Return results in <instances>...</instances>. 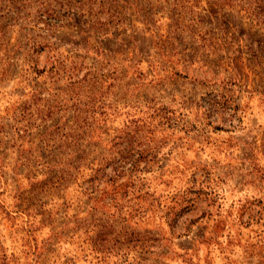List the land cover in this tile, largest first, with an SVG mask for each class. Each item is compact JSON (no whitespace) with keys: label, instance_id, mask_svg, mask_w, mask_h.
<instances>
[{"label":"rangeland","instance_id":"374dc122","mask_svg":"<svg viewBox=\"0 0 264 264\" xmlns=\"http://www.w3.org/2000/svg\"><path fill=\"white\" fill-rule=\"evenodd\" d=\"M0 264H264V0H0Z\"/></svg>","mask_w":264,"mask_h":264},{"label":"trees","instance_id":"16d2710c","mask_svg":"<svg viewBox=\"0 0 264 264\" xmlns=\"http://www.w3.org/2000/svg\"><path fill=\"white\" fill-rule=\"evenodd\" d=\"M146 123L144 122V125H141V126H137V128L136 129H134V131H135V133L137 134V135H140V137H144V136H146V131L147 130H145V128H146V125H145ZM143 144V143H142ZM132 145H133V143L131 142V143H128V147H132ZM140 151H141V153H143L144 152V150L143 149H139ZM130 150H127L126 151V155H127V157L128 156H131V154L130 153H128ZM140 153V154H141ZM102 162H104V163H101L100 164V167H104L106 164H108V161H106V160H104V161H102ZM75 168V167H74ZM68 173H69V171H68ZM70 174V173H69ZM61 178H64V177H61ZM139 177L137 176V177H134V175L133 174H130L129 175V179H132V181H134V180H136V179H138Z\"/></svg>","mask_w":264,"mask_h":264}]
</instances>
